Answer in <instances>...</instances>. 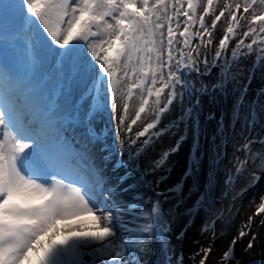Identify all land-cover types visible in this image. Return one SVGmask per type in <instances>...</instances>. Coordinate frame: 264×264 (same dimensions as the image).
<instances>
[{
    "label": "snow or ice",
    "instance_id": "snow-or-ice-1",
    "mask_svg": "<svg viewBox=\"0 0 264 264\" xmlns=\"http://www.w3.org/2000/svg\"><path fill=\"white\" fill-rule=\"evenodd\" d=\"M222 18L226 27L210 63L206 50ZM242 19L247 27L239 32ZM236 37L231 58L255 53L257 61L264 60V0H0V264H64L69 252L78 264H136L134 255L124 257L129 249L146 251L142 237L151 234L159 216L139 230L129 225L156 214L159 201L150 213H134L136 204L120 208L114 186L87 163V147L77 149V130L86 143L99 140L107 151L106 135H98L94 125L110 108L118 134H124L116 163H127L125 153L138 157L166 131L158 125L178 94L179 71L226 62ZM134 89L141 103L126 124ZM149 98L156 106L151 122L133 134L152 107ZM174 151H164L154 169ZM252 162L243 160L236 171ZM84 164L94 184L74 177ZM255 171L253 184L260 179ZM256 214H264V195ZM83 215L91 223L79 222ZM251 222L249 217L246 227ZM117 226L139 234L119 241ZM207 230L205 224L201 231ZM247 234L242 228L238 237ZM214 242L213 231L210 243L193 253L200 255L199 264H208ZM236 243L233 238L223 252V264L234 259ZM247 247H253L251 240Z\"/></svg>",
    "mask_w": 264,
    "mask_h": 264
},
{
    "label": "rangeland",
    "instance_id": "rangeland-1",
    "mask_svg": "<svg viewBox=\"0 0 264 264\" xmlns=\"http://www.w3.org/2000/svg\"><path fill=\"white\" fill-rule=\"evenodd\" d=\"M211 19L208 18L209 23ZM240 24L239 32H243L247 27L246 19ZM225 27L226 21L222 18L213 34V47L206 50L210 63ZM238 38L229 42V54ZM249 42L245 40V43ZM204 52L202 48L201 58ZM252 55L234 63L230 61L232 82L226 79L225 71L218 69V62L206 67L201 65L200 70L190 66L182 68L178 73V94L158 125L166 131L138 157L129 159L127 153L123 154L127 163H116L121 159L120 139L124 134H118L117 121L110 108L96 119L94 125L98 135H106L107 151L103 150L105 144L99 140L86 143L77 130L76 139L80 142L77 149L80 150V145L87 147L90 156L87 163L97 166L103 174L109 173L110 180L104 175L103 178L108 185L114 186V199L120 208L129 209L136 204L139 206L131 209L134 213H150L159 201L156 214L148 219L133 218L129 225L139 230L159 216L151 234L142 237L147 241L146 251L129 249L130 254L124 260H132L134 255L136 264H142L145 259L148 264H199L200 255L193 258V253H199L201 246L210 243L214 231L215 242L208 264H223V252L233 238H237V243L230 264H264V223H261L264 214H256L260 196L264 195V96H261L264 95V78H260L264 67L261 60L252 59ZM134 66L137 72L141 71L139 65ZM143 71H147V66ZM243 78L246 80L239 81ZM194 80L200 81V86L190 83ZM140 103L139 90L134 89L126 124L135 118ZM149 104L151 109L146 108L141 114L142 120L133 126V134L151 122L152 112L156 109L153 98H149ZM203 107L204 114L201 113ZM213 108L219 109V113L217 119L211 120V115L215 114ZM221 123L226 127L224 133ZM243 145H248L250 150L244 149ZM171 148L175 151L169 153L165 164L154 169V162ZM109 153H112L110 158L104 159ZM201 156L205 159H200ZM245 159L253 162L244 165V171L238 173L236 168ZM85 165H78V171L73 175L76 179L83 176L89 184H94ZM253 169L260 176L254 184L251 181ZM184 187L186 190L182 194ZM156 193H159L158 197ZM249 217L252 222L246 227ZM78 219L85 224L92 221L88 215ZM161 220L167 227L162 226ZM205 224L208 230L202 232ZM242 228L248 234L240 239L238 233ZM116 232L119 241L131 240L139 234L138 231L124 232L119 226ZM250 240L253 247L248 249ZM83 259L89 257L85 255ZM64 264H78L77 255L69 252L64 257Z\"/></svg>",
    "mask_w": 264,
    "mask_h": 264
},
{
    "label": "trees",
    "instance_id": "trees-1",
    "mask_svg": "<svg viewBox=\"0 0 264 264\" xmlns=\"http://www.w3.org/2000/svg\"><path fill=\"white\" fill-rule=\"evenodd\" d=\"M193 43H195V41H193ZM196 43H198V41L196 42ZM230 52H228L227 54H226V56H227V60H226V62L224 61V60H222V61H218V69L219 70H223V71H225L226 72V79L228 80V81H230V82H232V78H231V76H230V74H231V71H230V69H231V67H232V64H230V61L232 62V63H234V62H237V61H241L242 59H244V56H241L239 53H238V55H237V57L236 58H231V54H229ZM254 58H256V54L255 53H253V55H252V59H254ZM261 65H262V67H264V60H261ZM240 71V68L238 69V72ZM260 78H264V73H262L261 75H260ZM240 80H246V78H243V79H239V81ZM191 84H193V85H196V86H200L199 85V83H200V81H196V80H194L193 82H190ZM198 83V84H197ZM234 87H236V85H234ZM235 92H237V91H235ZM234 92V93H235ZM261 96H264V95H261ZM212 99H214V98H212ZM215 100H216V98H215ZM217 101V100H216ZM264 105V104H263ZM208 110V109H207ZM213 110V112L215 113L214 115L212 114V113H210V114H212L211 115V120L212 119H217V113H219V109H217V108H213L212 109ZM209 112H211V110H208ZM202 114H204V107L202 108ZM215 122V121H214ZM228 125H230V124H228Z\"/></svg>",
    "mask_w": 264,
    "mask_h": 264
},
{
    "label": "bare ground",
    "instance_id": "bare-ground-1",
    "mask_svg": "<svg viewBox=\"0 0 264 264\" xmlns=\"http://www.w3.org/2000/svg\"><path fill=\"white\" fill-rule=\"evenodd\" d=\"M75 174H76V173H75ZM75 174H74V175H75ZM76 176H77V175H76ZM62 236H63V235L59 236V239H61V238H62Z\"/></svg>",
    "mask_w": 264,
    "mask_h": 264
}]
</instances>
